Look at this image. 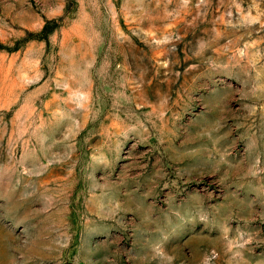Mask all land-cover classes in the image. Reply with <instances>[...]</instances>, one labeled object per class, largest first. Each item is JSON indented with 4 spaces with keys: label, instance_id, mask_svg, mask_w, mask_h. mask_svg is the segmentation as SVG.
<instances>
[{
    "label": "rangeland",
    "instance_id": "rangeland-1",
    "mask_svg": "<svg viewBox=\"0 0 264 264\" xmlns=\"http://www.w3.org/2000/svg\"><path fill=\"white\" fill-rule=\"evenodd\" d=\"M0 264H264V0H0Z\"/></svg>",
    "mask_w": 264,
    "mask_h": 264
}]
</instances>
